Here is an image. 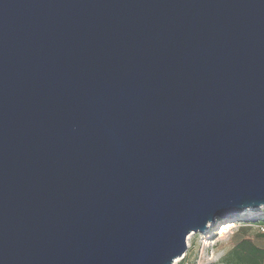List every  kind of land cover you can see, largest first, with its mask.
<instances>
[{"label": "water", "instance_id": "water-1", "mask_svg": "<svg viewBox=\"0 0 264 264\" xmlns=\"http://www.w3.org/2000/svg\"><path fill=\"white\" fill-rule=\"evenodd\" d=\"M264 209V0H0V264H178Z\"/></svg>", "mask_w": 264, "mask_h": 264}, {"label": "rangeland", "instance_id": "rangeland-1", "mask_svg": "<svg viewBox=\"0 0 264 264\" xmlns=\"http://www.w3.org/2000/svg\"><path fill=\"white\" fill-rule=\"evenodd\" d=\"M259 210H249L248 215H261ZM260 213V214H259ZM243 215V214H242ZM241 221V218L238 221ZM226 224L228 227L226 231L221 235L223 225ZM214 225H217L218 229L217 236H212V230ZM208 231L202 234H192L188 239V251L191 255L189 264H217L220 259L230 250L234 245H236L243 238H251L256 245L264 248V239L257 236L258 230L263 233V229L258 226H254L249 231H241V223L237 220H220V222L215 223ZM179 263V262H178Z\"/></svg>", "mask_w": 264, "mask_h": 264}, {"label": "trees", "instance_id": "trees-1", "mask_svg": "<svg viewBox=\"0 0 264 264\" xmlns=\"http://www.w3.org/2000/svg\"><path fill=\"white\" fill-rule=\"evenodd\" d=\"M260 214V213H259ZM241 218V221L238 219ZM235 220L241 223V231H249L252 227L258 226L264 230V210L261 211V215H248L247 213L237 217ZM220 222L217 220L215 223ZM217 225H214L212 230V236H217ZM257 236L264 239L263 233L258 230ZM191 255L186 254L185 258L178 264H189ZM195 264V263H193ZM217 264H264V248L259 247L251 238H243L236 245H234L226 254L220 259Z\"/></svg>", "mask_w": 264, "mask_h": 264}, {"label": "bare ground", "instance_id": "bare-ground-1", "mask_svg": "<svg viewBox=\"0 0 264 264\" xmlns=\"http://www.w3.org/2000/svg\"><path fill=\"white\" fill-rule=\"evenodd\" d=\"M249 211V210H248ZM247 212H245V214H246ZM228 227L226 226V224H224L223 225V229H222V231H221V235L226 231V229H227ZM189 238H190V236H189Z\"/></svg>", "mask_w": 264, "mask_h": 264}]
</instances>
